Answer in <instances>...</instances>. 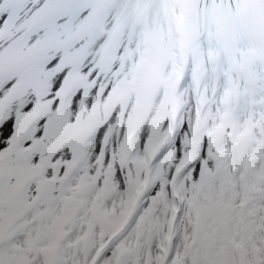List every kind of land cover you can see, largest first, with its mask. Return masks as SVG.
Returning a JSON list of instances; mask_svg holds the SVG:
<instances>
[{
    "label": "snow or ice",
    "instance_id": "1",
    "mask_svg": "<svg viewBox=\"0 0 264 264\" xmlns=\"http://www.w3.org/2000/svg\"><path fill=\"white\" fill-rule=\"evenodd\" d=\"M0 264H264V0H0Z\"/></svg>",
    "mask_w": 264,
    "mask_h": 264
}]
</instances>
